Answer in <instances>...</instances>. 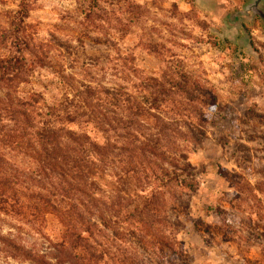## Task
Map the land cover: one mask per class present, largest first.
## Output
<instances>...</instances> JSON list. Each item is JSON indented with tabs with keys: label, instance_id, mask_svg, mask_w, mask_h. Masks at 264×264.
<instances>
[{
	"label": "clouds",
	"instance_id": "obj_1",
	"mask_svg": "<svg viewBox=\"0 0 264 264\" xmlns=\"http://www.w3.org/2000/svg\"><path fill=\"white\" fill-rule=\"evenodd\" d=\"M134 2L151 7L150 0ZM172 3L179 7L174 18H161L166 21L163 29L160 21L130 25L140 48L149 39L145 35L149 25L157 29L151 35L165 45L159 53L140 52V58L133 59L139 49L121 53L118 47L120 54L106 67L111 82L97 78L99 89H120L127 81L136 93L123 103L128 95L123 88L114 109L97 97L99 108L92 116L93 123L101 117L110 122L119 118L105 134L106 146L116 159L114 171L130 167L134 173L125 187L127 201L134 202L124 211L138 205L143 209L135 225L143 247L133 245L119 252L112 248L115 256L109 264H264V235H260L264 228L250 235L252 226L264 225V122L240 126L246 131L237 128L228 141L219 139L216 128L207 127L213 114L239 118L253 106L264 112V19L250 0H166L165 9ZM74 8L75 0H0V9L11 11L0 24L6 31L12 30L11 19L15 26L23 20V28L38 20L50 27L57 14L64 16ZM71 17L77 22L83 19L76 12ZM27 35L21 30L11 40ZM58 88L41 104L60 105L71 89ZM247 136L258 137L249 145L251 153L242 147ZM125 154L128 159L121 162ZM140 188L150 189L151 196L133 197ZM13 231L6 228L4 234Z\"/></svg>",
	"mask_w": 264,
	"mask_h": 264
},
{
	"label": "trees",
	"instance_id": "obj_2",
	"mask_svg": "<svg viewBox=\"0 0 264 264\" xmlns=\"http://www.w3.org/2000/svg\"><path fill=\"white\" fill-rule=\"evenodd\" d=\"M65 70L59 66L54 76L71 91L54 108L41 104L42 93L24 92L33 67L21 54L0 56V221L5 216L18 222L49 252L0 230V258L7 264H109L112 248H130L132 239L144 243L135 229L143 209L124 211L134 202L125 191L133 170L114 171L116 159L106 146L105 134L119 118L92 121L97 97L114 109L127 86L99 89L90 73L78 82ZM131 98L128 92L123 103ZM127 159L125 154L121 162ZM132 196L148 197L151 190L140 188ZM48 219L56 227L52 236L45 232Z\"/></svg>",
	"mask_w": 264,
	"mask_h": 264
},
{
	"label": "rangeland",
	"instance_id": "obj_3",
	"mask_svg": "<svg viewBox=\"0 0 264 264\" xmlns=\"http://www.w3.org/2000/svg\"><path fill=\"white\" fill-rule=\"evenodd\" d=\"M12 2H15V0H12ZM75 3L77 8L66 12L64 16L57 14L54 17V21L49 22L50 27L45 26V21L38 20L35 25L29 24L27 28H23V20H21L19 26H15V19H11L9 20V26L12 30L6 31L3 29V25L0 24V56L4 57L17 52V54H21L25 58L27 64L33 67L30 85L24 88V92H40L45 97V95L51 94L54 90L58 91V85L60 86V84L57 82V78H51L55 77L54 72L58 71V67L62 65L66 68L65 74L73 76L78 82L84 81L87 73H90L88 77L103 79L110 83L112 73L106 72V67H110V60L120 54L117 52L118 47L121 49V53L128 48L139 49L132 57L133 59H139L140 52L155 55L165 46L163 43H157L152 37L151 33L156 32L157 29L149 25V31L145 33V35L149 36V39L145 48H140V44L135 43V40L138 39L134 35L135 28L130 27V25L135 22L138 26L141 21L145 25L148 24L149 20L153 24L160 21V29H163L166 21L161 18L165 16H168L169 19L174 18L179 7L177 3H172L170 8L165 9L166 0H150V8H144L140 4L135 3L134 0H75ZM102 5H108V7L105 8ZM71 12L78 13L83 19L77 22L75 18L71 17ZM117 12L120 13L119 16L116 15ZM19 15L20 13H17V16ZM10 16L11 11L5 13L0 9V21ZM121 17H124L127 23H124ZM113 19L116 22L115 24L111 23ZM63 21H67V23H63ZM100 21L108 24L112 31L105 29ZM21 30L27 32L28 35L22 39L17 37V39L11 40V37ZM140 31L143 32L144 29L141 27ZM113 34L116 35V39L111 38ZM10 40L11 43H9ZM243 67L242 65L241 68ZM247 70L252 71L253 67L248 66ZM117 81L119 82V78H117ZM242 83L244 82L242 81ZM122 84L127 86L128 92L132 97L136 94L134 85H128L127 81ZM252 94H257L254 89ZM256 107L248 108L241 113L239 118L235 116L229 117L227 113L224 115L213 114V122L207 127L216 128L217 132L221 133L219 139L228 141V137L236 135L237 128H240V131H246L240 126L247 125L249 122L253 124L264 122L260 120L261 117H264V112L257 111ZM237 120H239L238 124L236 123ZM255 139H258V137L247 136V143L243 144L242 147L247 148L249 153H251L252 150L249 145ZM257 171L262 170L258 169ZM2 219L0 221L2 234L5 233L6 228H12L14 231L8 234L15 235L16 233L18 241L28 247L35 243L34 246L37 244L44 252H48V250H45L48 244L43 243L41 239L26 235V229H21L18 222L5 216H2ZM252 227L253 232L250 235H255L257 231L264 228V225L256 224ZM55 228L54 221L48 219L46 234L52 236ZM260 235H264V232H260ZM225 242L228 243L229 241L226 240ZM114 243L118 246L120 245L118 240H115ZM133 245L137 248L143 247L137 245L134 239L130 242V248ZM50 253H53V251ZM0 261H4V259L0 258ZM8 264L15 263L9 261Z\"/></svg>",
	"mask_w": 264,
	"mask_h": 264
},
{
	"label": "water",
	"instance_id": "obj_4",
	"mask_svg": "<svg viewBox=\"0 0 264 264\" xmlns=\"http://www.w3.org/2000/svg\"><path fill=\"white\" fill-rule=\"evenodd\" d=\"M250 6L256 10L257 14L260 15L262 19H264V6H261V0H255L254 3H251Z\"/></svg>",
	"mask_w": 264,
	"mask_h": 264
}]
</instances>
